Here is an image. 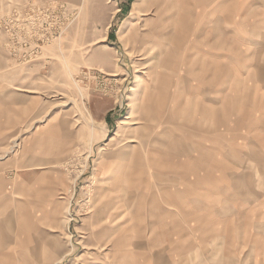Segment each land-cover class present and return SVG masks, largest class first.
<instances>
[{
  "label": "rangeland",
  "instance_id": "rangeland-1",
  "mask_svg": "<svg viewBox=\"0 0 264 264\" xmlns=\"http://www.w3.org/2000/svg\"><path fill=\"white\" fill-rule=\"evenodd\" d=\"M216 2L0 0V264H226L214 246L171 259L161 208L185 187L154 178L170 141L184 146L170 106L200 76L191 50Z\"/></svg>",
  "mask_w": 264,
  "mask_h": 264
},
{
  "label": "crops",
  "instance_id": "crops-1",
  "mask_svg": "<svg viewBox=\"0 0 264 264\" xmlns=\"http://www.w3.org/2000/svg\"><path fill=\"white\" fill-rule=\"evenodd\" d=\"M213 5L207 31L200 35L203 44L191 50L192 57L197 56L191 68L199 67L200 76L191 72L184 77L181 114L170 106V132L184 114V146L170 141L169 156L162 159L169 172L154 175L179 180L185 187L169 189V207L161 208L170 218L169 239L176 236V252L170 248L169 255L176 261L202 260L205 257L197 253L214 246L220 252L209 253V260L264 264V0H222ZM201 22L195 26L203 32ZM170 85H175L171 102L177 83ZM130 124L121 130L139 126L132 119ZM178 202L179 216L174 209ZM243 227L249 229L247 242L241 239ZM246 244L248 252L241 253Z\"/></svg>",
  "mask_w": 264,
  "mask_h": 264
},
{
  "label": "bare ground",
  "instance_id": "bare-ground-1",
  "mask_svg": "<svg viewBox=\"0 0 264 264\" xmlns=\"http://www.w3.org/2000/svg\"><path fill=\"white\" fill-rule=\"evenodd\" d=\"M138 78V77H137ZM126 80V79H125ZM124 80V81H125ZM140 80V79H139ZM124 85V84H123ZM138 91V89L137 90H135V93ZM132 109V108H131ZM123 123V122H122ZM128 124H130L129 122H126V123H124L123 124V126H127ZM130 125H132V124H130ZM122 129H124V127L122 128ZM102 150H104V149H102ZM104 225V224H103ZM106 225V224H105ZM121 225V224H120ZM101 243V242H100ZM96 245V244H95ZM100 245V244H99ZM81 248V247H80ZM116 249V248H115ZM58 254V253H57ZM60 254V253H59ZM65 254V253H64ZM88 255H89V253H88ZM120 255V254H119Z\"/></svg>",
  "mask_w": 264,
  "mask_h": 264
}]
</instances>
